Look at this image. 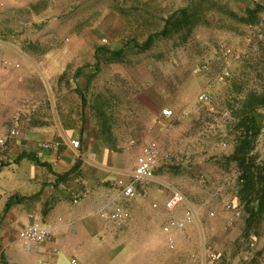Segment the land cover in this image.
<instances>
[{
	"label": "rangeland",
	"instance_id": "374dc122",
	"mask_svg": "<svg viewBox=\"0 0 264 264\" xmlns=\"http://www.w3.org/2000/svg\"><path fill=\"white\" fill-rule=\"evenodd\" d=\"M211 2L198 0L182 15L176 14L175 0H54L46 16L32 17L29 9L44 8L42 1L22 7L15 16L5 15L0 26L3 39L18 40L20 51L15 50L14 58L23 65L36 62L31 68L34 76L60 117L71 125L77 123L95 146L115 157L118 168L129 172L140 148L151 140L157 143L161 159L155 175L162 183L148 181L139 188L160 190L166 197L168 187L173 186L185 195L197 213V221L186 233L198 242L192 252L201 257V264L205 249L212 248L221 256L230 242L235 251L247 253L250 238L255 239V263L260 264L264 210L250 225L242 215L224 231L217 207L238 201L234 198L239 189L236 175L229 171L235 165L226 159L221 144L235 138L238 116L233 114L247 96L257 89L264 93V30L228 34L223 25L233 18L215 15L207 8ZM252 8L248 18L258 24L264 16V2ZM172 14L181 19L180 28L170 27L166 36L155 35L151 45L141 49L147 35L158 32L164 16ZM221 42L233 49L228 64L231 75L212 88L208 104L201 103L199 93L224 66L218 51ZM97 47H102L98 57ZM105 48L121 51L113 55ZM2 59L13 62L10 57ZM201 62L208 63V70L195 72ZM240 62L245 68L239 73ZM241 74L240 95H233L228 92V81ZM253 76L260 78L257 84ZM226 105L234 110L232 119L222 113ZM163 108H170L173 116L163 117ZM13 170L5 169L2 177L13 179ZM162 213L163 219L169 215L163 208ZM158 234L155 230L154 235Z\"/></svg>",
	"mask_w": 264,
	"mask_h": 264
},
{
	"label": "crops",
	"instance_id": "0c3cea01",
	"mask_svg": "<svg viewBox=\"0 0 264 264\" xmlns=\"http://www.w3.org/2000/svg\"><path fill=\"white\" fill-rule=\"evenodd\" d=\"M42 1L46 3L44 8L29 9L32 17L46 16L54 0H0V19L11 13L15 16L22 7ZM175 1L178 3L175 11L188 12L198 0ZM263 2L212 0L207 8L215 15L233 18L223 26L228 34L237 36L243 31L264 30L260 23L251 22L248 18L251 16L247 14L256 8H252L253 5ZM258 15L261 14H257L256 20ZM4 35V28L0 26V137L16 121L20 134L0 145V187L3 188V194L0 193V264H41L42 261L71 264V258H75L78 264H201V257H195L192 252L194 246L198 247L194 238L187 240L179 235L176 247L168 250L161 231L166 218L180 214L183 206L169 212L163 219L162 208L166 210L164 201L168 195L165 197L160 190L139 188L148 180L134 184V195L123 196L115 182L119 178L130 181L131 170L118 168L115 157L103 147L95 146L77 123L71 125L60 117L49 103L50 97L42 83L34 76L31 68L35 61L23 65L16 60L15 50L20 51L16 45L18 40L3 39ZM5 57H10L19 67L5 69L1 62ZM242 64L240 62L239 73L244 71ZM242 78V74L231 78L228 92L240 95L238 85ZM252 80L257 84L260 78L253 76ZM254 92L264 94L259 89ZM242 97L244 99V95ZM222 109L223 114L234 113L229 105ZM256 110L262 127L255 151L263 156L264 105L257 106ZM246 111L241 105L233 115L242 117ZM225 127L227 131L231 130L229 124ZM72 138L79 139L80 148L71 146ZM42 142H53L55 146L44 148ZM232 142L228 141L227 155L233 150ZM25 154L48 165H41ZM12 167L13 179L2 177L4 170ZM235 170L236 166L229 170L231 175H236ZM58 174L63 176L57 177ZM224 192L229 195L226 188ZM115 207H125L130 212L129 218L120 226L114 225L107 217V212ZM217 208L220 220H225L229 211L224 206ZM33 222L55 227L47 242L33 245L18 237V230ZM155 230L159 232L158 237L154 235ZM210 240L208 237V242ZM212 240L220 241L214 237ZM262 240L258 250L264 257V237ZM256 251L249 252L250 258L256 256ZM247 255L235 251L234 243L230 242L225 253L218 255L216 264H256L255 260H246Z\"/></svg>",
	"mask_w": 264,
	"mask_h": 264
},
{
	"label": "built area",
	"instance_id": "2783aa9c",
	"mask_svg": "<svg viewBox=\"0 0 264 264\" xmlns=\"http://www.w3.org/2000/svg\"><path fill=\"white\" fill-rule=\"evenodd\" d=\"M264 26V18H262L259 22ZM255 31L252 29V32ZM218 51L220 53L221 58L224 60V66L220 72H218L208 88L201 91L197 97L198 101L201 103L208 104L212 100L211 90L219 83L224 82L228 77H230L231 72L228 67V64L231 61V57L234 56L233 49L225 42H221L218 45ZM2 66L5 69L17 68L19 67L18 63H13L7 59H2ZM208 63L201 62L196 68L195 72H206L208 70ZM160 114L163 117H172L173 111L170 108H163L160 111ZM224 115L227 119H232V117L225 112ZM245 133V131H243ZM250 132V130L248 131ZM20 134V129L18 126V121L14 122L13 125L4 133L3 136L0 137V145H4L9 138L18 137ZM70 144L73 148H80V141L77 138L70 139ZM224 148L228 147L227 142H222L221 144ZM41 146L44 148L54 147L55 143L53 142H42ZM166 157V155H165ZM161 159L160 150L155 141L151 140L144 144L138 154L136 155L133 167L131 169V178L130 181L124 182L122 178L116 180L115 184L121 188V193L123 196L128 197L135 194L134 192V184L140 182L142 180L148 181H157L158 183H162L160 180L156 178L155 169L159 165V160ZM237 184L242 183V179H238L236 177ZM169 193L164 201V208L168 212H174L179 206H183L182 211L178 215H170L166 218V220L161 225V231L166 238V242L170 249H174L176 247V239L177 236L182 235L183 238L189 240L190 235L186 233L188 226L197 221V213L194 207L188 202L185 195L177 188L173 186H169ZM77 198H75L76 201ZM156 205V204H154ZM224 208L229 211L228 216H226L222 229L224 231L230 229L237 218L243 215L242 204L238 201H227L224 203ZM212 215L213 212H210ZM130 216V212L125 207H115L112 210L107 212L108 219L117 226L122 225ZM55 231V227L53 225H43L38 222L30 223L18 230V237L29 244L38 245L47 242L53 232ZM264 237V233H263ZM248 247V255L245 257L246 260L249 259V252L254 251L255 249V239L250 238L247 241ZM247 254V253H246ZM219 254L212 248H207L203 251V264H216L218 260ZM259 263L264 264V257L259 256ZM71 264H78L75 258H71ZM41 264H50L47 261H42Z\"/></svg>",
	"mask_w": 264,
	"mask_h": 264
},
{
	"label": "trees",
	"instance_id": "16d2710c",
	"mask_svg": "<svg viewBox=\"0 0 264 264\" xmlns=\"http://www.w3.org/2000/svg\"><path fill=\"white\" fill-rule=\"evenodd\" d=\"M254 12V10H250ZM185 15V10H177L176 14ZM176 14H172L164 18L163 27L155 33L147 35L143 43L140 45L141 49H145L151 45L155 35L166 36L170 27L180 28L181 19L173 18ZM133 44L138 45L137 42L131 39ZM102 47L95 48V55L98 57V51ZM108 53L118 55L121 50H110L105 48ZM81 102L85 105V97H81ZM243 107L247 109L242 117H237L236 136L232 140L233 150L226 156V159L233 162L236 166V177L242 179V183L238 184L237 200L242 204V211L246 216L245 223L250 225L253 219L264 210V154L261 156L259 152L255 151L257 139L261 134V124L258 120L259 113L257 106L264 105V94L256 95L251 92L246 100L243 102ZM250 130V132H248ZM245 131V133L243 132ZM31 159H35L30 154H25ZM35 161L41 165H48L45 162ZM67 174V173H66ZM59 175L57 177H62ZM248 253V250L246 251ZM250 258V257H249ZM256 256L251 257L248 261L254 260Z\"/></svg>",
	"mask_w": 264,
	"mask_h": 264
}]
</instances>
